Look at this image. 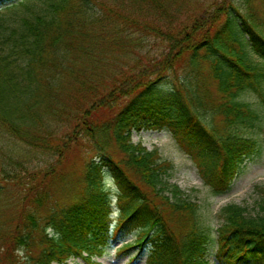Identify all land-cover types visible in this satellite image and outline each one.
Returning <instances> with one entry per match:
<instances>
[{"label": "trees", "instance_id": "1", "mask_svg": "<svg viewBox=\"0 0 264 264\" xmlns=\"http://www.w3.org/2000/svg\"><path fill=\"white\" fill-rule=\"evenodd\" d=\"M236 2L0 0V126L22 141L47 129L43 114L61 95L77 110L63 132L41 136L54 162L27 172L21 206L8 222L0 220V264L70 257L93 264L109 243L132 233L120 247H137L126 264L145 249L144 264H208L212 228L199 204L169 182L173 163L157 148L133 143L131 133L166 128L217 193L258 151L256 139L239 128H254L260 115L238 98L247 89L261 94L264 0L261 9L255 0ZM151 40L161 46L156 52L146 47ZM203 65L213 87L199 80ZM73 137L86 139L94 155L71 202L49 206L48 182L61 175ZM107 175L116 187L114 222ZM20 180L0 161V196ZM261 194L253 214L235 203L218 211L219 264H264V188Z\"/></svg>", "mask_w": 264, "mask_h": 264}, {"label": "rangeland", "instance_id": "2", "mask_svg": "<svg viewBox=\"0 0 264 264\" xmlns=\"http://www.w3.org/2000/svg\"><path fill=\"white\" fill-rule=\"evenodd\" d=\"M213 0H188L190 6L208 5ZM237 4L242 0H236ZM255 6L261 9V0H255ZM17 12L24 11L22 6H18ZM147 48H152L153 52L160 49V45L155 40L150 41ZM252 59L259 62V59L252 54ZM208 75L207 65H203L201 82L209 84L213 87ZM172 76V75H171ZM182 78V75L179 76ZM67 89V88H66ZM259 92L247 89L239 95V100L249 104L260 115V120L256 122L254 128L242 126L239 131L244 135H251L258 143V151L254 152L250 157L245 158L241 164L238 173L230 182L229 187L222 192H215L214 189L205 184L198 170L194 159L185 150V148L177 142L166 128L144 127L139 131L131 133V141L140 143L148 150L157 148L162 158L170 160L173 165V171L169 176V182L180 187L185 194L192 200L196 201L200 208L199 212L203 218L204 225L212 228L211 238L208 244L206 259L208 264H219L216 260V232L214 231L219 222L218 211L225 205L235 203L248 208L250 213L257 211V202L260 200L261 188H264V80L260 82ZM76 106L73 101L66 100L63 95L54 103V106L43 114L46 130H34L25 137V140H19L17 136L11 135L4 127L0 126V161L7 171L22 176L19 182H10L4 193L0 196V220L8 222L14 217L16 211L21 206L20 193L21 188L27 181V172L31 173L38 166L46 167L54 162L47 148L40 146L44 144L41 136H47L52 133H61L67 126H71L72 120L75 118ZM98 112H102L101 110ZM107 115L102 113L101 118L105 119ZM36 128V129H38ZM84 139L83 134H78ZM80 137L76 140H79ZM43 141V142H42ZM87 140L75 142V137L71 138L70 144L73 151L69 152L60 169L59 178L52 179L48 182V190L50 196L49 206H66L70 200L76 195L78 190V178L82 175L84 162L86 158L94 155V151L86 146ZM76 143V144H75ZM260 144V146H259ZM16 161V162H15ZM17 162L26 167L19 170ZM15 167V168H14ZM108 193L111 199L110 217L112 221L118 214V207L115 203L116 187L112 183L111 177L106 176ZM18 201V202H17ZM135 238L132 233L126 237L123 242H130ZM122 241L109 243L101 255H94L91 259L93 264H126L131 257L137 252V247L129 248L126 253L120 252ZM23 251L18 252L22 256ZM147 250H143L142 256L135 264H144ZM52 264H89L81 258L70 257L63 263Z\"/></svg>", "mask_w": 264, "mask_h": 264}]
</instances>
